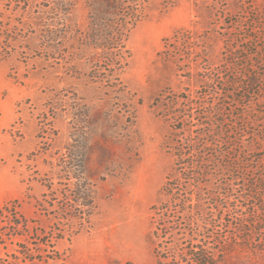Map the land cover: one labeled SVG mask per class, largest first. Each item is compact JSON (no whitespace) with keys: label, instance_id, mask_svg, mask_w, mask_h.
<instances>
[{"label":"rangeland","instance_id":"374dc122","mask_svg":"<svg viewBox=\"0 0 264 264\" xmlns=\"http://www.w3.org/2000/svg\"><path fill=\"white\" fill-rule=\"evenodd\" d=\"M111 24L126 35L121 68L87 44ZM223 94L235 142L251 145L264 130L251 124L264 112V0H0V205L17 200L34 235L50 231V214L65 225L90 188V231L57 241L51 264H156L151 207L174 162L162 105ZM239 153L251 167L235 192L251 210L245 190L264 169ZM231 262L264 264V253L240 247Z\"/></svg>","mask_w":264,"mask_h":264},{"label":"trees","instance_id":"16d2710c","mask_svg":"<svg viewBox=\"0 0 264 264\" xmlns=\"http://www.w3.org/2000/svg\"><path fill=\"white\" fill-rule=\"evenodd\" d=\"M103 20L99 17V21ZM121 26L111 24L101 32L92 29L88 39V46L111 52L106 61L108 66L121 68L130 59L129 52L122 56L118 49L126 41ZM181 33L187 31L179 30L170 38L178 39ZM170 38L165 39L163 55H169ZM251 83H257L253 76ZM226 99L223 94L204 104L195 97L177 95L162 105L163 118L170 127L167 149L171 150L174 162L161 188L164 199L151 207L150 236L156 264H233L231 257L240 247L264 253V176L251 180V186L245 190L244 198L251 201V210L238 205L234 187L239 179L237 173L251 167L239 152L258 153L257 162L264 169V130L258 131L261 136L251 134L249 146L235 142V133L230 130L232 122L225 114ZM256 114L251 124H264V112ZM80 156L79 165L83 166L84 155ZM255 169L259 167L251 168ZM83 191L80 206L71 204L73 210L70 208L65 225L56 218V213L53 217L50 214L53 223L50 231L36 233L35 229L34 235L29 233L28 220L18 215L17 200L0 205V247L4 251L0 264L57 261V241L65 236L71 241L82 231L91 229L92 190ZM16 237L23 241L16 242ZM29 243L34 247L30 248Z\"/></svg>","mask_w":264,"mask_h":264}]
</instances>
